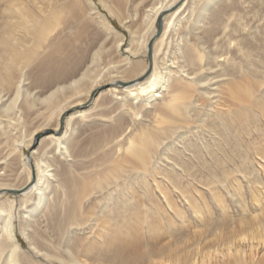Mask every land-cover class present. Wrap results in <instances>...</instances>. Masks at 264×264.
Segmentation results:
<instances>
[{"label": "bare ground", "instance_id": "1", "mask_svg": "<svg viewBox=\"0 0 264 264\" xmlns=\"http://www.w3.org/2000/svg\"><path fill=\"white\" fill-rule=\"evenodd\" d=\"M221 1L158 0L143 33L128 30L126 47L131 56L139 51L146 56L152 41L150 69L148 60L124 55L120 49L124 37H116L110 44L101 43L79 73L62 82L71 71L70 59L78 61L72 37L79 27H87L95 16L107 31L119 33L93 0H0V135L10 151L0 164L17 155L20 167L6 164L8 177L23 178L19 185L0 182V191L19 192L0 193V198L6 197L0 202V264H152L163 257H172L175 264H195L194 258L180 262L175 255L187 241L184 231L175 228L176 219L163 221L156 214L153 219L158 205L148 177L166 179L197 215L187 178L209 188L226 186L235 172H248V152L260 154L264 142V28L252 30L244 17L239 19L234 13L237 0L224 5ZM104 3L119 19L135 15L138 5L131 0ZM226 17L232 24L224 22ZM158 18L161 31L155 37ZM170 35L179 39L171 53ZM209 42L222 50L217 58L216 48L213 54L204 48ZM113 50L120 55L118 60L112 58ZM101 56L109 58V64L94 69ZM31 65L55 83L43 98L31 96L26 87ZM208 72L215 76L206 80L203 74ZM194 95L197 101L192 100ZM108 99L117 100L121 108L127 103L145 109L158 100L161 104L152 111L151 125L128 132L121 117L115 116L110 117L114 120L110 127L75 137L78 122L98 108L108 109ZM37 105L45 122L28 135L21 124L17 127L23 133L10 134L13 121L19 123ZM136 106L132 114L138 116ZM53 115L55 123L49 126ZM61 117L62 131L55 134ZM47 130L54 133L35 144L37 134ZM199 130L203 136L193 142L189 135ZM175 143L182 150H173ZM161 157L167 167L157 166ZM136 186L148 195L142 207L135 198ZM167 203L183 225L184 211ZM16 228L29 257L15 236ZM260 228L264 231V223ZM140 229L166 235L169 248L140 240Z\"/></svg>", "mask_w": 264, "mask_h": 264}, {"label": "rangeland", "instance_id": "2", "mask_svg": "<svg viewBox=\"0 0 264 264\" xmlns=\"http://www.w3.org/2000/svg\"><path fill=\"white\" fill-rule=\"evenodd\" d=\"M131 1H136V3H138L135 15L134 13H132V16L127 19L124 17L122 19H119L118 17H115L108 12V8L105 6L104 0H93V2L96 3L99 11L106 16L109 23L119 34H113L107 31L100 19L95 16L87 27H79L74 32L72 37V40L76 42V46L78 48V53L76 54L77 59L75 58L78 61H74L71 63L70 59V62L68 63L71 65V71L62 76L65 77L62 79V82L68 81L71 78L75 77L79 73L80 69L90 61L93 52L101 43L105 42L104 45L110 44L109 42L112 43V41H114L116 37V39L124 37L123 45L120 48L121 52L124 55L131 56L129 52H126V47L129 40L128 30H137L136 32L139 35L143 33V29L145 30L146 28V25L144 26V24L146 23L147 17L151 16L150 10L152 6L158 2V0ZM227 1L228 0H222L221 4L224 5ZM186 13L187 12H185L183 17H186V15L188 14ZM234 13L240 17V20L244 17L243 19L245 21L242 19V22L244 21V24L250 23L249 27L251 29L254 28L252 30H255L256 28L260 29L261 27V29L264 28V1L237 0L236 11ZM226 18L224 19V22H226L227 24H232L233 20L228 19V17ZM259 21L261 22V24L259 23ZM169 38L171 39L170 49H172L169 50V52L171 53L174 49L173 47H175V45L179 42V39L177 35H170ZM212 47L213 45L211 46V42L207 43V45H204V48H207V50L213 54V51L216 47L214 49ZM216 50L215 54L213 55H215V57L217 58L222 54V50L220 51L217 48ZM111 53L114 60H118L120 58V55L116 54L114 50ZM170 53H168V55ZM225 55H223V57H227ZM169 56H171V54ZM106 58L107 57L105 56H101L98 61L94 65H92L93 68L100 70L101 68L109 64V58ZM131 58L134 60H147L146 56L141 51H139L136 56H131ZM218 59L220 60L223 58L221 57ZM26 71V78L28 79L26 87L30 94L32 93L31 96H38L40 98H43L45 95H47L49 90L54 87L55 83H51L49 81L48 74L46 72H37V70L33 69V65L29 66ZM213 73L208 72L204 73L203 75H206V80H208L210 78L212 79L215 76V73ZM183 76L184 74L182 75V77ZM207 86L209 88L208 83H205L204 88L208 89ZM104 88L106 87H103L102 89ZM195 96L196 95H194L193 97ZM193 99L197 101L198 97L196 96V98H192V100ZM108 100V102H111V106H109L108 109L103 110L101 108H98L90 117L78 122L75 137L86 138L97 129H105L107 127H110L112 125V122L114 121L113 119H110V117L115 116L121 117L122 122L124 123V127L128 128V132H131L132 130L140 128L142 126L151 125L152 120L150 119V117L152 116V111L156 110V108L161 104V102L158 100L152 106L146 107L145 109L139 108L141 106L140 104H133L131 106L129 104L128 106L127 103L123 108H121L117 100ZM135 106L139 109H137V111L141 112L138 116L132 114V107ZM41 108L42 107L40 105H37L36 107L28 111L26 110L27 113L23 115V120H19V123L13 121L14 123L11 126V130L9 129V133L14 135L21 134V126L17 127L19 126V124H21L26 127L23 132L28 135L31 131H33V129H35V127L43 124L45 122V113H42V115H38L39 112L43 111ZM54 123L55 116L53 115L49 126H53ZM198 132L199 135H189L190 138H194V140L191 138L193 142H195V139L198 137L202 138V131L199 130ZM204 135H206L207 139H209V136L207 134ZM5 139L6 138L4 135H0L1 163L5 161V158H7L8 155L7 153L10 152L8 150L9 145L4 144V142L6 141ZM197 143H200V141H198ZM260 144V154H257L253 151L248 152V160H246L248 172H235L233 176H230L227 179L225 183L226 186L217 185L216 187L209 188L196 181L194 182L191 178H187L188 183H190V195L192 199H195V201L193 200V202L198 207L197 215H194L192 213L191 208L187 204V202L184 201L181 195L178 194L169 185L166 179L160 176H156L155 180L151 177H148L152 199L155 201V204L158 205V209L155 210L156 213H154L153 219L157 218L156 215H158L160 219L162 218L161 220L163 221L172 219L173 217L178 223L177 227L175 228L184 231V233L186 234L187 241L185 245H182L175 250V255L179 256L181 260L180 262L186 259L194 258L195 264H202V262L204 264H230L235 260L252 264H264V231L260 228V225L264 223V142H260ZM172 148L173 150H182L181 145H178L177 143L173 144ZM170 150L171 151L168 152V155H172V149ZM22 152L25 155L28 153L26 148H22ZM203 153L205 154L206 159L211 163L205 149H203ZM186 155L190 156V153H186ZM162 157L161 160L157 162V166L167 167L166 160ZM19 160L20 159L18 158V156L15 155L12 159H7V163L0 164V182L4 180L3 182L5 183L7 181V183L14 182L13 184L19 185L23 181V178L14 180L13 177H8L9 168L6 164H11L12 167L17 169L18 167H20L21 163V161L19 162ZM168 162L171 163L170 161ZM215 168L217 167L214 166V169ZM194 170H196V168ZM248 173H250V175ZM157 184L159 186H157ZM135 189L137 190L135 198L138 201V205L142 207L143 205L147 204L148 195H144L143 190L140 189L139 186H136ZM129 193L131 194V191H129ZM167 200L175 203L177 209L184 211L186 221L183 225L179 223V220L176 218L174 211L169 207ZM3 201H6V197L0 198V202ZM15 224L17 225V222H15ZM138 234L141 236V239L139 238ZM138 234L136 239L139 238L140 240L143 239L142 241L152 242L158 248L167 249L170 246V239H168L166 235H161L160 233H156V235H149L148 233H145V230L143 229H140ZM15 236L18 242H20V244L22 245L23 250H27L25 255L29 257L30 253L28 252L27 245L20 236L18 228H16L15 230ZM92 238H96V234ZM27 252L29 254H27ZM152 264H175V262L172 257H163L162 260H153Z\"/></svg>", "mask_w": 264, "mask_h": 264}, {"label": "water", "instance_id": "3", "mask_svg": "<svg viewBox=\"0 0 264 264\" xmlns=\"http://www.w3.org/2000/svg\"><path fill=\"white\" fill-rule=\"evenodd\" d=\"M156 26H157V32H156V34H155V37H157L158 35H159V33H160V31H161V20H160V18H158L157 19V22H156ZM151 42L152 41H150L149 42V44H148V46H147V54H146V58H147V60H148V62H149V69H150V67H151ZM149 69L147 70V74L146 75H148V73H149ZM88 105V104H87ZM62 128H63V117H61V122H60V128H59V131L57 132V133H55V134H58V133H60L61 131H62ZM49 133H54L53 131H51V130H47V131H44V132H40L39 134H37V136L35 137V141H34V143L36 144L37 143V141L39 140V138L41 137V136H43V135H46V134H49ZM29 151H28V153L26 154L27 156H29ZM0 193H7V194H18L19 192L18 191H13V190H5V191H0Z\"/></svg>", "mask_w": 264, "mask_h": 264}]
</instances>
